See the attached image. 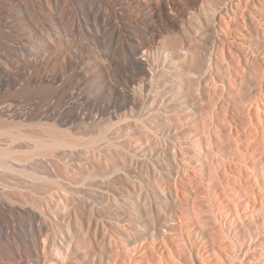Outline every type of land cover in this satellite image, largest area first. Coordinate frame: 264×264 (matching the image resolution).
Returning <instances> with one entry per match:
<instances>
[{
  "label": "bare ground",
  "instance_id": "bare-ground-1",
  "mask_svg": "<svg viewBox=\"0 0 264 264\" xmlns=\"http://www.w3.org/2000/svg\"><path fill=\"white\" fill-rule=\"evenodd\" d=\"M249 3L264 8L259 0H226L218 12L206 0H0V247L32 264H62L84 234L106 248L83 264H253L264 242V53L245 48L260 72L256 89L241 93L249 127L244 115L222 112L200 132L196 104L214 76L228 91L243 79L224 63L218 28L226 33ZM198 28L211 32L203 59L188 43ZM161 37L170 39L157 45ZM175 80L179 88L167 85ZM168 103L185 114L168 117L160 110ZM109 126L119 139L104 137ZM100 142L114 154L101 157ZM200 186L207 204L199 206Z\"/></svg>",
  "mask_w": 264,
  "mask_h": 264
},
{
  "label": "rangeland",
  "instance_id": "rangeland-1",
  "mask_svg": "<svg viewBox=\"0 0 264 264\" xmlns=\"http://www.w3.org/2000/svg\"><path fill=\"white\" fill-rule=\"evenodd\" d=\"M206 1L207 2L209 1V2H212V3L214 1V6H215V9L217 10V12L220 11V8H222L225 5V2H226V0H206ZM259 1L264 3V0H259ZM257 5L258 4H254L253 5V4L249 3L246 6V8L244 9V13H242V14L238 13L237 14V12H236L234 17H235L237 22L230 23V24L228 23L227 25L229 27V30H227L226 33L223 34V31L219 30V28H218L219 33H221L220 34L221 38H223V39H225L227 41V49L228 50H227V53H226V56H225V60H224L225 65L228 66V64L229 65L231 64V66L235 67V69H237V71L240 74L243 73L244 75L242 76L243 79H241L239 83L235 84L232 87V89H229L230 91H228V84H227L226 81L225 82L223 81L224 86L220 87L221 82L219 81V79L216 76H214L213 80L216 81V83L215 82L212 83L214 86L209 88L208 91H206L207 94L205 93V94L200 95V98H199L198 102H196V104H198L197 107L199 106V108L201 109V111H203V113L205 115L199 121L200 123H198V125L200 126V128L198 130H200V132H201V129L203 127L202 124L204 122H208L210 119L214 120L215 116H217L219 113H220L219 115L224 113V114H226L228 116V118H233V119L235 117H240L241 115L242 116L244 115V117H246L245 114H242L243 111L245 113H246V111L245 110H243V111L241 110L242 106L244 105L243 99H242L244 97L242 95L251 93L250 91H248L250 89L249 86L254 87L253 86L254 85L253 82H255V80L258 79V78L254 79V77H256V76L259 77L260 76V74H259L260 72L258 71L259 68H257L258 65L255 63V61L252 59V57L248 56V53L253 51L255 55H258L257 56L258 58L261 57V56H259L261 51L264 53V8L258 7ZM236 11H239V10L236 9ZM248 13H251L253 15V19L252 20H249L247 18L246 15ZM223 16H225V15L223 14ZM200 19H202V17H200ZM217 21L220 22L219 19H217ZM228 21L230 22L229 19H228ZM243 21H244V23H242ZM198 29L199 30H197V34L195 36V39L192 40L191 42H188V43H190V44H198V47H199L198 48V52H199V54H197V55H199L200 57L199 56H197V57H199L200 59L201 58L203 59L204 55L208 51H210V46H209L208 43L211 40V32H209V31H207L205 29H201V28H198ZM223 29H225V28H223ZM168 39H170V38L169 37H167V39L165 37L164 38H162V37L158 38L156 40V44L158 43L157 45H162L163 42L167 43ZM245 48L251 49L250 52H246ZM257 74H259V75H257ZM176 81L177 80L172 81V83L170 82L167 85L170 86V87L172 86L171 88H174L173 87L174 85L179 88L180 87L179 85H181V84H180L179 81H177V82ZM177 87H175V88L178 89ZM225 88L227 89V91L229 93H227L225 91ZM254 89H256V87H254ZM250 90H252V89H250ZM241 93H244V94H241ZM3 96H5V95H3V94L1 95L0 94V99ZM168 104L169 105L166 108L160 109L163 112H168L170 114L168 117L174 118V116H176V114H185V112L183 110L184 109L183 105L180 104L178 106V105H170V103H168ZM151 109H152V107L149 106V115H150V110ZM153 109H155V107ZM261 110H262V108L261 109L259 108V111H261ZM150 116H152V115H150ZM206 118H208V119H206ZM149 119L151 121L152 118L150 117ZM263 121H264V118H263ZM244 123H245L244 127L245 126L249 127V123L247 124V117L244 118ZM103 131L105 133L104 134L105 138L109 137V138H111L113 140H115L116 138L117 139L120 138L118 136V132L119 131H118L117 127H110L109 126V127L105 128ZM260 131H262V130H260ZM83 134H85V136H87V137L94 138V137L98 136V131L87 130ZM260 134H263V133H260ZM261 136H263L261 140H262V142H264L263 141L264 140L263 139L264 135H261ZM182 138H183V142H182L183 146L189 148V143L187 142L186 137L182 136ZM227 140H226V138H224V140H223L224 143L223 144H225V142ZM202 143H203L202 141H199L198 145L203 146L204 144H202ZM97 147H99V150L102 151L101 153L105 152V153H103L101 155V157L104 156L106 154V152L107 153L110 152L111 154L112 153L114 154V152H115L114 149H110V150L109 149H105V147H106L105 142H100L97 145ZM100 147H102V148H100ZM225 147H226V145H225ZM185 153L186 154L184 156V159L189 161L188 162V166L189 167L192 166L193 168L197 167L195 161H193L191 159L192 157H190L191 156L190 149H185ZM97 154H98V151H97ZM95 155L96 154H93L91 156H94V157L98 158V156H95ZM110 164H111V161H110ZM100 168H101V165H100ZM62 169L64 170V168H61V170ZM102 170L103 169L101 168V171ZM49 172H48L49 174H46V176L48 175L50 177V179H56L55 176H57V175L54 174L55 171L54 172L53 171H49ZM191 178H192V182H193V179H194V182H196L197 185L199 184L198 174L196 172H193V174L191 175ZM47 185L49 186V184H47ZM45 186L46 185H43L42 187L46 188ZM199 190L201 192L199 194L203 193V195L201 197V200H200V198H198L197 200L194 199L196 201L195 203L192 200L191 201H192L193 204L197 203L200 206L203 201H205V202H203V205L207 201H206L205 197H203L204 196V192L206 191V188L200 186ZM201 208H204V207L201 206ZM205 208H206V206H205ZM111 212H113V214H114L116 211L113 210ZM110 218L113 221H116V223H119V224H116L117 227H119V228H120V226H122V227L125 226L123 228H127V226L131 228V226L127 225V223H122V221L119 218H117L115 216L113 217L112 213H111ZM105 224H107V223H105ZM106 229L112 230L111 232H113V234L116 232L115 233L116 236L115 235L114 236L117 237V234L119 233V231L116 230V228H114L113 225L107 226ZM82 231H85V228ZM85 236L87 237V235L82 234V235H79L76 238L79 241L78 242L79 247L75 249V250H77V252L73 249L72 250L73 252H71V255H70L71 257L72 256L73 257L71 259L65 260V262H63L62 264H66V263L67 264H76L77 262L83 264L82 262H86V259H87V261L90 260L89 258L91 256V250L96 252V253H98V252L99 253H103L105 251L106 246H105L104 243L99 244V246H98V244L94 245V243L93 244L91 243V244L88 245V243L85 242L86 241L85 240L86 239ZM89 239H91V238H89ZM260 239H262V241H264V235L263 234L260 236ZM261 244H262L261 245L262 248L258 246L257 248H255L254 252L251 253V255L254 254V255H252V258H253L252 263L253 264H264V242L261 243ZM87 246L90 249V251L87 248ZM86 248H87V250H86ZM74 253H76V254H74ZM84 253H86V254H84ZM86 255L87 256L89 255V256L86 257ZM18 256H19V253H17V252H14L13 250L10 252V251L5 250L2 247H0V264H19V260H21V259L23 260L24 264H28V263L32 264V262L29 261L30 259L28 257L22 256L23 258L21 257V259H19ZM74 256L76 257V260L74 259ZM83 258H85V259H83Z\"/></svg>",
  "mask_w": 264,
  "mask_h": 264
}]
</instances>
